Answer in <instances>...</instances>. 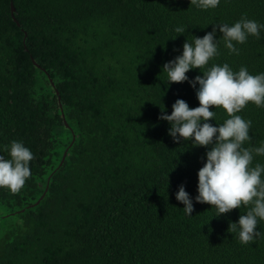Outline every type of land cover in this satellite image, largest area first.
Segmentation results:
<instances>
[{
    "label": "trees",
    "instance_id": "obj_1",
    "mask_svg": "<svg viewBox=\"0 0 264 264\" xmlns=\"http://www.w3.org/2000/svg\"><path fill=\"white\" fill-rule=\"evenodd\" d=\"M242 15L264 23V0H221L207 11L190 0H0V148L22 141L34 154L22 190L0 189V264H264V237L242 245L229 231L241 208L214 218L210 204L195 202L208 149L174 142L159 119L177 99L199 106L187 81L167 85L162 66L187 36ZM237 47L220 44L207 67L264 72V34ZM239 115L252 121L245 146H259L264 108L249 103ZM181 185L193 217L176 200Z\"/></svg>",
    "mask_w": 264,
    "mask_h": 264
},
{
    "label": "clouds",
    "instance_id": "obj_2",
    "mask_svg": "<svg viewBox=\"0 0 264 264\" xmlns=\"http://www.w3.org/2000/svg\"><path fill=\"white\" fill-rule=\"evenodd\" d=\"M220 3L221 0H190L192 6L204 11L215 9ZM175 31L185 33L183 27ZM217 33L222 34L219 39ZM262 34L264 23L247 15L232 24L216 23L202 38L187 36L182 54L162 66L167 85L187 81L196 90L199 101L198 107L190 108L185 100L177 99L171 114H165L166 108L160 107L159 117L170 125L168 134L174 142H191L193 148L208 149L206 162L198 171L195 202L210 204L216 212L214 218L241 208L246 214H241L238 222L230 223L229 231L236 234L242 245L264 237V231L257 230L264 222V164L254 163L256 157H264V141L259 146H245L251 143L252 121L239 115L249 103L264 108V72L253 75L246 66L234 71L228 63L207 66L219 55L220 44L230 54H239L237 45L245 44L250 36L259 39ZM196 69L203 75L190 80L187 73ZM213 106L214 111L210 110ZM217 109L224 110L227 116L222 122L217 120ZM212 120L217 122L216 126ZM0 152L7 153V157L0 154V189L16 194L32 175L30 164L34 154L16 140L0 148ZM176 200L184 205V214L193 217V199L184 185L179 187Z\"/></svg>",
    "mask_w": 264,
    "mask_h": 264
},
{
    "label": "water",
    "instance_id": "obj_3",
    "mask_svg": "<svg viewBox=\"0 0 264 264\" xmlns=\"http://www.w3.org/2000/svg\"><path fill=\"white\" fill-rule=\"evenodd\" d=\"M15 11H16V10H15L14 4H12V13H13V16L15 15ZM33 63H34V66H35L36 69H41L40 65H39L35 60H33ZM43 71L46 72L45 70H43ZM48 78H49V81H50V85H51V87H52V89H53V91H54V94H55V95L57 96V98H58L59 108H60V111H61V113H62V118H63V120H64L66 130H71V127H70V125L68 124V122H67V120H66V117H65V114H64V103H63V101H62L61 95H60L59 91L57 90V88H56V84L54 83V81L52 80V78L50 77V75H48ZM67 154H68V150L65 152V154H64V156H63V159H62V162H61V166L63 165V163H64V161H65V159H66V157H67ZM50 180H51V178H49L47 188H46L44 194L42 195V197L40 198V200H38V201L36 202V204L30 206L31 208H32V207H35V206H38V205L41 203V201L45 198V196L47 195V192H48V190H49V183H50ZM0 233H1V227H0Z\"/></svg>",
    "mask_w": 264,
    "mask_h": 264
},
{
    "label": "rangeland",
    "instance_id": "obj_4",
    "mask_svg": "<svg viewBox=\"0 0 264 264\" xmlns=\"http://www.w3.org/2000/svg\"><path fill=\"white\" fill-rule=\"evenodd\" d=\"M5 213H6V211L3 210L2 207H0V217H2Z\"/></svg>",
    "mask_w": 264,
    "mask_h": 264
}]
</instances>
